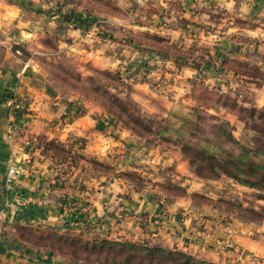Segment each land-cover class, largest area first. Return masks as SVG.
<instances>
[{
    "label": "crops",
    "instance_id": "1",
    "mask_svg": "<svg viewBox=\"0 0 264 264\" xmlns=\"http://www.w3.org/2000/svg\"><path fill=\"white\" fill-rule=\"evenodd\" d=\"M145 33L161 44H142ZM46 37L97 69L126 66L132 100L166 116L197 76L217 87L243 82L223 61L264 38V0H0V264H94L28 243L19 234L27 227L264 264V222L215 202L223 179H201L178 144L136 135L101 100L44 72L34 55L49 52ZM9 97L27 101L16 117ZM14 120L25 127L9 137Z\"/></svg>",
    "mask_w": 264,
    "mask_h": 264
},
{
    "label": "rangeland",
    "instance_id": "2",
    "mask_svg": "<svg viewBox=\"0 0 264 264\" xmlns=\"http://www.w3.org/2000/svg\"><path fill=\"white\" fill-rule=\"evenodd\" d=\"M41 40L44 48L49 52L34 56L44 67V72H48L53 78L62 81L82 95L101 100L102 103L111 107L122 117L124 115L123 112L132 113L134 116L143 119L142 121H146V125L149 123L151 126L161 125L162 127H167L165 137H170L174 141L189 145H199L205 137H212L214 133H217L218 139H213L214 141L211 140L210 143H219L223 149H237L236 144L224 141V135L222 138L217 131L218 123L227 121L232 127V135L237 139L239 145L255 146V132H252L250 127L261 122L258 113L264 110V38L258 39L259 42L255 43V45L245 40L246 51L242 53V57L233 56L224 59L223 64L231 67L232 72L233 70L237 71H234V73H236L238 79L243 81L241 84L232 85L228 83L226 87H217L216 85L204 84V81L197 76V79L195 78L192 83L189 82L182 87L183 92L181 93L183 94L180 97L181 99L172 105H168L169 111L166 116L151 114L132 100L128 93L130 88L123 82L126 78L125 72L129 71L125 68L126 66L124 69H119L114 65L104 69H97L94 66H90V61L88 63L84 58L80 59L75 53H58L55 49L54 39L46 37L41 38ZM140 40L144 42L142 44H161L158 37L146 33L140 36ZM130 68L132 69V67ZM143 68L140 70L142 72L140 76H143L144 72H151ZM135 70L134 68L131 71L135 72ZM115 74H118L123 79V86L116 84ZM145 76L144 80L149 81L152 79L149 75ZM155 77H157L156 74ZM155 82L161 84L164 81L162 77H159L155 78ZM113 97H116L118 101H112ZM158 108L165 109L159 102ZM252 109L255 111L253 112ZM226 112L229 113L227 117ZM164 121L167 123H163ZM191 124H196L198 129L191 128ZM180 131L186 133L181 136ZM192 168L194 169V166ZM221 178L224 181L223 187L226 190L224 197L216 199L217 203L244 220L264 222V219H262V216L264 217V211L262 210L264 208V185L250 187L238 183L223 174ZM196 197L201 199L202 196L197 194ZM39 231L44 230L41 229ZM46 232L51 231L47 230ZM55 232L59 235L77 236L84 240L95 239L93 235H86L84 232L75 230L67 234L59 231ZM96 238L102 237L96 236ZM61 244L65 245L64 242ZM68 244H66V247H70ZM98 248L101 252L100 247ZM141 256V254H134L131 258L135 261ZM122 260L120 262H112V258L107 257L101 264H125L121 262ZM172 264L180 263L178 259H174Z\"/></svg>",
    "mask_w": 264,
    "mask_h": 264
},
{
    "label": "trees",
    "instance_id": "3",
    "mask_svg": "<svg viewBox=\"0 0 264 264\" xmlns=\"http://www.w3.org/2000/svg\"><path fill=\"white\" fill-rule=\"evenodd\" d=\"M233 71L237 72L236 70ZM115 75L116 84L123 86L121 77L118 74ZM111 100L114 102L118 101L116 97ZM103 104L108 112L112 113L122 125L131 129L136 135L141 137L159 136L166 141L178 144L190 165L194 166L195 174L201 179L216 180L223 174L238 183L250 187L264 185V110L258 113L261 122L250 127V130L255 132V146L253 147L239 145L237 139L232 135L230 123L220 121L217 125L219 135L221 137L224 135V138L222 137L224 141L231 144L234 143L238 147L237 149H223L219 143H210L211 140L218 139L217 133H214L212 137H205L199 145L180 143L170 137H165L167 127H162L161 125L151 126L149 123L146 125V121H142L143 119L134 116L132 113L123 112L124 115L122 117L111 107L105 103ZM252 110L253 112L255 111L254 109ZM163 123L167 122L164 121ZM192 127L193 129H198L196 124H191ZM180 132L181 136L186 133L184 131ZM61 154L63 157H67L66 153ZM169 188L173 192H181L180 188L175 186H169ZM201 199H204V197H201ZM262 210L264 211V208ZM262 219H264L263 216ZM19 234L30 244L51 248L72 259L83 260L88 263L101 264L107 257H111L112 262H120V260L124 259L121 262L125 264H172L174 259H178L180 264H215L178 250L165 249L138 242H121L106 238L84 240L73 235H59L55 231H39L28 227L19 230ZM62 242L65 245L61 244ZM67 243L71 244H68L70 247H66ZM98 247H100L101 252ZM134 254H141L142 256L133 261L131 257Z\"/></svg>",
    "mask_w": 264,
    "mask_h": 264
},
{
    "label": "built area",
    "instance_id": "4",
    "mask_svg": "<svg viewBox=\"0 0 264 264\" xmlns=\"http://www.w3.org/2000/svg\"><path fill=\"white\" fill-rule=\"evenodd\" d=\"M143 0H136L138 4H140ZM15 53L19 54V49H15ZM10 109H9V117H16L18 114H20L24 109L27 107V101L25 99H15L13 97H9L7 100ZM25 127L24 122H17V121H10L6 127V133L10 137L13 132H20L23 131V128ZM30 140L26 141L24 145L28 146L30 145ZM16 173V167L11 163L7 169L6 175L4 177V184L7 185L11 183L14 179Z\"/></svg>",
    "mask_w": 264,
    "mask_h": 264
},
{
    "label": "water",
    "instance_id": "5",
    "mask_svg": "<svg viewBox=\"0 0 264 264\" xmlns=\"http://www.w3.org/2000/svg\"><path fill=\"white\" fill-rule=\"evenodd\" d=\"M155 219H156V217H155ZM158 219V218H157Z\"/></svg>",
    "mask_w": 264,
    "mask_h": 264
}]
</instances>
